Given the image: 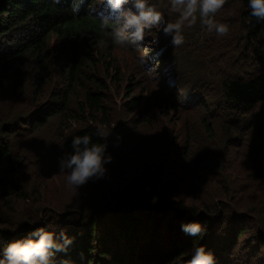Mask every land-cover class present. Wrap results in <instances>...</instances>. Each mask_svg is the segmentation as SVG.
Listing matches in <instances>:
<instances>
[{
  "label": "trees",
  "instance_id": "16d2710c",
  "mask_svg": "<svg viewBox=\"0 0 264 264\" xmlns=\"http://www.w3.org/2000/svg\"><path fill=\"white\" fill-rule=\"evenodd\" d=\"M72 2L0 0V249L51 225L74 237L57 264H186L194 241L215 264H264V20L225 0L226 35L197 20L174 46L159 25L130 49ZM97 126L114 127L107 173L81 185L97 204L54 201L46 182L29 190L28 156L41 173L73 136L104 143ZM181 220L206 232L188 236Z\"/></svg>",
  "mask_w": 264,
  "mask_h": 264
},
{
  "label": "clouds",
  "instance_id": "9594fccd",
  "mask_svg": "<svg viewBox=\"0 0 264 264\" xmlns=\"http://www.w3.org/2000/svg\"><path fill=\"white\" fill-rule=\"evenodd\" d=\"M85 0H73L71 6L72 15H78L80 5ZM109 8V14L101 15V27L108 28L113 44L125 48L135 49L144 39L145 30H150L163 25L162 31L171 36V43L178 46L183 43L182 29L196 24L197 20L209 33L218 36L226 35L229 26L215 20V14L225 3V0H166L165 8L170 13H175L174 22H166L163 19L160 4L162 0H104ZM128 5V7H124ZM247 7L250 15L257 20H264V0H248ZM158 43V40H157ZM141 63L144 61L141 58ZM114 128V127H113ZM97 126L95 135L101 137L104 143L93 142L89 134L73 136L71 151L64 152L58 158V169L66 173L64 179L69 188L78 189L89 179L103 177L108 169L106 165L112 160L110 153H106L107 138L112 134ZM59 144V143H58ZM62 147V144H59ZM153 197L152 202H156ZM19 227V224L16 225ZM180 230L188 236H197L206 232V228L196 220H181ZM74 237L61 230L57 236L51 229V225L33 227L24 236L13 239L5 247L0 249V264H57L55 256L59 252H66L72 244ZM190 258L186 264H215L214 254L206 251L203 245L193 242L189 250ZM61 264H68L62 260Z\"/></svg>",
  "mask_w": 264,
  "mask_h": 264
},
{
  "label": "rangeland",
  "instance_id": "374dc122",
  "mask_svg": "<svg viewBox=\"0 0 264 264\" xmlns=\"http://www.w3.org/2000/svg\"><path fill=\"white\" fill-rule=\"evenodd\" d=\"M146 56L151 58V57H154L155 54H151V53L147 52ZM117 131H119V130H117ZM141 146L142 145H140V144L136 145L134 143L130 149H132V147H135L132 151L138 152L142 149ZM31 159H34V157H32ZM31 159L28 156L27 160L30 163L29 164L24 163V165H27V166L22 168V173L25 172V176L27 177V178H25V177L24 178L27 181H29V183H27L29 186V190L31 187L34 186L33 182L35 184H37V183L40 184L42 182H46L48 184V186H47L48 188L46 189V192L49 195L52 194L51 196L53 197L54 201L59 200V202H73L76 204L75 205L76 207L82 206L85 203L87 204V206H91V204H94V205L97 204V200L94 197V194L90 193L88 189L84 190L83 186H80L78 189H72L66 185L65 179H64L66 173L59 171L58 160L50 159L43 166L44 170H42V172L40 173V168L37 167L35 169V167H34L35 164L33 163V161ZM24 162H25V160H24ZM39 162H41V161H39ZM33 168L35 171L33 170ZM161 184L162 183L157 185V187L159 189L156 190V193H159V195L161 194V196L165 197L168 193L173 192V191H171V190H173L172 187H170L169 185L165 186L163 183V188H161V186H160ZM146 189L148 190V192L149 191L151 192L149 186H147ZM176 190H179V192L177 191L174 194H176L178 197H180V193H182L183 189L181 188V189H176ZM49 192H51V193H49ZM83 193H86V197L84 196ZM153 197L157 198L155 203L152 202ZM186 198L188 199L189 197H186ZM158 199H159V196H156V195L152 196L151 200H150L151 204H156Z\"/></svg>",
  "mask_w": 264,
  "mask_h": 264
}]
</instances>
